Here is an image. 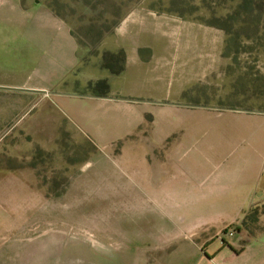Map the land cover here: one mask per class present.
I'll return each mask as SVG.
<instances>
[{
  "label": "rangeland",
  "instance_id": "obj_1",
  "mask_svg": "<svg viewBox=\"0 0 264 264\" xmlns=\"http://www.w3.org/2000/svg\"><path fill=\"white\" fill-rule=\"evenodd\" d=\"M23 2L59 9L80 66L51 88L37 42L13 40L17 0H0V264H197L222 247L227 264H264V206L251 234L237 231L243 219L202 232L238 201L195 196L258 122L221 112L264 109V0ZM120 48L153 63L111 75L104 56ZM90 79L131 103L55 94Z\"/></svg>",
  "mask_w": 264,
  "mask_h": 264
},
{
  "label": "crops",
  "instance_id": "obj_2",
  "mask_svg": "<svg viewBox=\"0 0 264 264\" xmlns=\"http://www.w3.org/2000/svg\"><path fill=\"white\" fill-rule=\"evenodd\" d=\"M16 10L18 16H15L12 19L14 42H37V46H40V50H42L46 56L45 65H43L46 66L45 71H39V73L43 76L49 77L53 83L51 88L54 87V89H59L63 83L66 84L69 77L80 66L79 43L72 35V29L70 28L69 23L64 18L54 15V13L47 6H40L38 8L34 4L31 7L29 3H25L23 0H17ZM130 17H127L124 23ZM218 52L219 55L222 54L221 50H218L217 54ZM152 63L153 61L145 62L140 58H134L130 61L129 56H127L125 72L133 64L138 65ZM89 81L94 82L92 79L88 80V82ZM4 88H6V86ZM11 88L19 89L25 87L16 86ZM29 88H31L29 92L32 93H34L33 89H43L35 86ZM48 92L50 91H46L43 95H49ZM76 92L77 91H73V93H62L57 91L55 94L60 96L59 99H61L63 103H67L66 98L76 97L100 101V104L103 103L104 105L118 102L131 103L130 101L113 97L112 94L107 97L94 98L89 97L94 95L88 93L87 91L84 93ZM200 108L206 110L204 107ZM251 111L257 112L240 110H231L226 113L224 112V114L221 112V115H248L247 118H256L258 122L255 126H249V128H245L243 130V133H248V135L243 134L242 136L244 146L238 148L236 153H232L235 155L232 160L233 162L222 172L220 177L215 180V183H209L207 186L204 184L202 190H198L199 194L195 195L205 201L213 199L227 202L230 200L238 201L237 205L234 204V213L230 219L223 222H220L219 219H206L203 224L204 229L202 232H214L216 228L212 229V227L215 225L219 228V231L217 232H220L223 228L233 223L235 220L243 219L245 213L253 207L264 206V109L253 108ZM211 112L213 114L218 113L213 109H211L210 113ZM79 117L82 119L81 115H79ZM91 124L98 135H105L106 130L103 128L104 123L100 119L92 121ZM58 127H60V129L62 128L61 126ZM240 132L241 131H238V133ZM215 236L216 235L203 241L201 246L210 245L215 241L213 240ZM223 249L224 252L220 251L218 253L219 255H206L199 257L197 264H227L228 260L225 259L224 253L225 250H228V248L222 247V250ZM236 255L238 254H233L234 259L237 257Z\"/></svg>",
  "mask_w": 264,
  "mask_h": 264
},
{
  "label": "trees",
  "instance_id": "obj_3",
  "mask_svg": "<svg viewBox=\"0 0 264 264\" xmlns=\"http://www.w3.org/2000/svg\"><path fill=\"white\" fill-rule=\"evenodd\" d=\"M49 9L57 17L64 18L62 16L61 12L59 11V9L56 8L53 3L49 6ZM204 24H206L210 27H216L218 29H222L224 31H227L225 26H221L219 24H214L211 22L204 23ZM115 26L118 27V24L116 23ZM111 33H113V32H111ZM72 35L77 39L76 35L73 32H72ZM104 60H105V62L103 64V69L108 71L111 75L120 76L125 72L127 56H126V52L124 49H120L114 53H107L104 56ZM110 90H111V86H110L108 80H106V79L100 80L96 83L91 81L89 83L88 88H87L88 93H91L92 95L98 96V97H107L108 95H110ZM258 219H259V208L256 207V208H252V209L248 210L244 215L242 223L237 226V228H236L237 231H239V232L248 231V233L251 234V231L249 230V228L251 225L253 226V225L257 224ZM244 250H245V248H242V250L236 252V254L240 255L244 252Z\"/></svg>",
  "mask_w": 264,
  "mask_h": 264
},
{
  "label": "water",
  "instance_id": "obj_4",
  "mask_svg": "<svg viewBox=\"0 0 264 264\" xmlns=\"http://www.w3.org/2000/svg\"><path fill=\"white\" fill-rule=\"evenodd\" d=\"M89 97L102 98V97H98V96H89ZM126 101H130V100H126ZM193 107H202V106H193ZM247 112H257V111H247Z\"/></svg>",
  "mask_w": 264,
  "mask_h": 264
},
{
  "label": "built area",
  "instance_id": "obj_5",
  "mask_svg": "<svg viewBox=\"0 0 264 264\" xmlns=\"http://www.w3.org/2000/svg\"><path fill=\"white\" fill-rule=\"evenodd\" d=\"M229 235H230V236H232V235H233V233H229ZM219 238H220V237H219Z\"/></svg>",
  "mask_w": 264,
  "mask_h": 264
}]
</instances>
